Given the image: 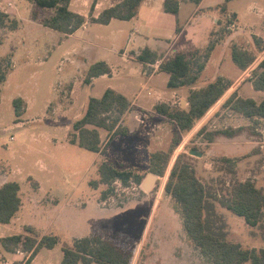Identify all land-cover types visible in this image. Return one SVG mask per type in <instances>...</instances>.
Returning a JSON list of instances; mask_svg holds the SVG:
<instances>
[{
  "label": "rangeland",
  "instance_id": "1",
  "mask_svg": "<svg viewBox=\"0 0 264 264\" xmlns=\"http://www.w3.org/2000/svg\"><path fill=\"white\" fill-rule=\"evenodd\" d=\"M0 1L12 18L19 11L25 16H34L36 9L41 15L54 13L53 8L36 4L33 7L30 0H16L19 6L17 10L10 9L7 0ZM232 4V8L240 14L239 30L242 33L235 43L248 48L250 38L257 53L261 40L252 33L264 34V0H235ZM251 5H255L254 10ZM71 8L77 10V0H74ZM28 24L24 21L25 28L8 30L3 38L0 32V57L10 60V53L13 55L7 79L0 82V173L13 172L10 180H22L32 175L41 181L43 187L40 194L33 195L34 200L39 204L50 199L55 202L59 199V202L40 209L25 205L13 222L3 225L2 234L8 236L18 231L24 232L25 225L34 226L39 233L56 234L58 242L55 247L43 248L34 264H60L64 246L72 245L75 237L96 233L113 239L121 248L132 252V264H211L186 232L180 203L164 189L167 175H157L150 189H145L142 184L132 182L124 185L121 180H115L112 185L115 189L108 191L104 198L102 193L109 190L108 185L101 183L95 188L91 181L99 178L98 167L103 161L122 168H134L145 175V180L149 173H153L150 171V154L159 149L168 150L174 138L179 137L181 142L169 168L179 154H185L198 178L218 198L228 194L235 181L247 177L257 176V185L264 188V150L260 146L252 150L246 147L237 149V143L230 141L211 150L207 144L210 139L207 134L232 129L240 123L246 128V137L251 138L250 130L255 122L244 121L238 113L221 107L220 101L192 131L183 132L169 117L148 114L151 110V104H148L145 110L137 109L141 115L148 114L143 119L129 114L121 115L120 126L126 127L129 132L115 136L109 145L108 131L101 130L105 144L102 152L69 143L66 138H70L74 121L84 112L85 101L92 95L100 97L110 85L129 79L125 74H119L97 78L89 83L84 76L83 80H79V84L83 85L81 97L77 75H83L85 66L77 69V55L67 52L77 44L81 32L68 37L44 25L31 32ZM31 36L35 38L31 40ZM220 48L211 63V76L225 69L227 72L239 70L231 56L232 45L227 49L223 47L224 56H221ZM117 55L115 60L120 62ZM62 59L64 61L61 63ZM93 59L92 56L88 57L89 62ZM220 61L222 71L219 70ZM132 63L141 66L139 61ZM121 64L123 68L122 61ZM70 75L76 76L67 81ZM204 78L205 75L200 81ZM143 82V77H136L134 86L129 90L131 100L141 90ZM160 84L161 81L158 82ZM163 85L167 90L165 82ZM247 86L248 81H245L242 88L246 90ZM254 94L257 101L264 98V91H255ZM18 96H25L33 102L21 117L25 121L24 126L15 124L19 119L16 120L13 99ZM141 96H150V100H154V94L148 95L146 89ZM76 98L79 105L77 112L69 113L67 110ZM188 99L189 95L184 101L177 100L172 105L186 108ZM59 104L62 112L55 114L54 108ZM229 111H233L232 115ZM113 115L116 116V113ZM192 148L203 154H191ZM223 156L234 158L232 166L221 159ZM29 180L27 178L26 182L32 188L36 187L35 182ZM23 195L29 199L27 189H24ZM210 199L214 202L216 214L226 223L224 229L228 239L241 242L246 247H264V219L257 226L249 225L242 216L228 210L218 199ZM245 264L252 263L248 261Z\"/></svg>",
  "mask_w": 264,
  "mask_h": 264
},
{
  "label": "trees",
  "instance_id": "2",
  "mask_svg": "<svg viewBox=\"0 0 264 264\" xmlns=\"http://www.w3.org/2000/svg\"><path fill=\"white\" fill-rule=\"evenodd\" d=\"M30 1L40 7L54 9V13L42 18L45 25L65 34H71L88 20L107 24L112 18L131 19L137 14L138 7L143 0H122L104 9L98 17L90 16L89 18L70 9L71 0ZM191 1L198 4L202 0ZM180 4L181 0H165L164 9L167 12L178 14ZM230 20L231 17H228V22ZM18 25L16 18H12L9 13L0 9V28L15 29ZM217 39L211 40L205 49L180 51L163 60L160 68L170 74L168 86L176 88L195 84L206 66ZM232 56L235 63L244 70L257 59L252 52L237 45H233ZM139 58L144 62H150L155 61L158 55L145 49ZM11 66L9 58L0 57V82L7 79ZM111 72L112 69L108 63L97 61L90 66L86 80L90 81L92 77ZM248 78L256 90H264V55L252 67ZM231 85L230 80L220 76L204 87L192 89L189 94L188 107L182 108L168 103H159L155 105V109L158 113L173 120L181 131H192L197 123L225 96ZM13 102L16 115L20 117L23 114L24 101L21 97H17ZM220 106L253 118L255 123H259L260 118L264 119V99L258 102L252 97L239 96L237 91L228 95ZM130 107V100L111 87L107 88L101 97L91 96L84 115L73 123L69 141L91 151H103L105 144L102 142L99 129L103 128L110 132L107 145L115 136L126 135L128 129L121 127L120 121L121 115L125 114ZM114 113L116 116L113 115ZM235 133L234 128H227L207 135L212 141L216 135L233 136ZM180 142L181 138L175 137L168 150L153 151L150 154V171L160 177L167 175L164 189L180 203L184 227L188 235L211 264H245L248 261L252 264H264V247H246L241 242L227 238V231L224 229L226 223L219 214H216L214 202L210 199H218L228 210L242 216L249 225L257 226L264 219V188L259 187L251 178L237 180L229 189L228 194L218 198V195L208 191L204 182L198 178L185 154H179L169 168L171 158ZM221 159L228 162L230 166L234 162V158L229 156H223ZM98 172L99 178L92 180L91 185L95 188L101 183L108 185L109 190L102 193L103 198L108 195V191L115 189V186H112L115 180H121L124 185L132 182L142 184L145 177L134 168L118 167L107 161L99 165ZM20 191L21 184L18 181H8L0 187V223L10 222L20 209L22 205ZM25 229L30 234L21 233L0 238L8 251H15L18 248L31 251L30 257L24 264H30L43 247L53 248L58 242L55 234H44L38 238L31 234L36 233L33 227L27 226ZM63 252L61 264H132L133 260L132 252L124 250L114 240L101 233L77 237L72 245L63 247Z\"/></svg>",
  "mask_w": 264,
  "mask_h": 264
},
{
  "label": "crops",
  "instance_id": "3",
  "mask_svg": "<svg viewBox=\"0 0 264 264\" xmlns=\"http://www.w3.org/2000/svg\"><path fill=\"white\" fill-rule=\"evenodd\" d=\"M121 1L122 0L119 1L77 0V10H75L71 8L73 7L74 4V0H71L70 9L85 15L87 18H89L90 16L98 17L104 9L113 6ZM164 1L165 0H143L138 7L137 14L133 18L128 20L112 18L111 21L107 24L88 20L83 26H81L79 29H77L75 32L71 34H65L63 32V34L68 37L72 36L76 32L77 33L81 32L79 37H77L78 40L77 44L73 45L72 50L67 51L68 53L72 52L75 55H77L76 58L77 69L85 66V68L83 67L84 68L83 75L81 76L77 75V87L81 89V97H82L83 85L79 84L80 83L79 80L81 79L83 80V77L87 76L90 66L97 61H105L106 63H108L112 69V72L110 74L106 73L97 77H92L89 83H91L93 80H96L97 78L115 77L116 75L119 74L121 75L125 74L126 79L129 80H126L125 82H120V83L118 82L112 84L109 87L114 88L115 90L121 92L130 100L131 107L128 111H126L125 114L126 115L129 114L131 116L133 115L134 117H139L140 119H143L144 115L146 116L148 114H153V113L160 114L155 109L156 104L168 103L172 105L175 104L177 100L184 101V99L187 98V96L189 95L192 89H198L204 87L210 82L216 80L220 76L227 78L228 80H230L232 84L229 91L220 100L221 102L234 91H237L239 96L252 97L254 99H255V94H254L255 91H264V90H256L253 87L252 81L248 78L252 67L264 55V49L262 50V48H264V34L259 32L252 33L253 35H255V37L261 40V43H259V46H257V50H259L257 53H255L256 46L254 51V44L250 40V38L249 41H247V44L249 45L248 48L238 43H235L236 39L240 38V35L242 34L241 31L239 30L240 14L238 11L232 8L233 5L232 3L235 0H202L198 4L194 3L191 0H181L178 14L165 11ZM9 2H12V6L9 5ZM30 3H32L31 5L34 7L35 3L31 1ZM7 4L9 8L12 10L13 8H15V10L19 9L16 0H7ZM254 8L255 5H251V9L254 10ZM0 9L9 13L7 9L3 7V3L1 1H0ZM35 11L37 12V9ZM45 16L48 15H41L39 12H37V15L34 16L31 15L25 16L22 15V13L19 11V13L15 17L19 22L18 27L15 29H7V27L0 28V32H2L1 34L2 38L3 35L8 30H17L20 27L25 28L24 21H27L29 23L28 28L31 32L32 30H34V28L38 27L39 25H44L46 27H49L42 22V18H44ZM230 16H232L237 22V26L233 29L232 28L227 29L226 27L228 25L227 24L228 17ZM223 32L224 33L226 32V34L224 35ZM215 37L218 38L217 39L218 41L216 42V45L212 50L209 59L207 60L206 66L200 76L201 78L203 75H205L204 80L201 82L199 78L198 81L193 85H184L176 88L169 87L168 81L170 78V74L160 68L163 60L172 57L173 55H175L177 52L180 51H189L198 48L205 49L208 46V44L211 42V40L215 39ZM30 38L31 40H33L35 37L31 36ZM1 44L2 43L0 41V45ZM230 45H232V48L233 45H237L243 49L249 50L255 56H257L256 61L252 65H250L246 70L237 66L238 67L237 69L239 70L234 69L233 72H227V69H225V71L221 73L216 72L214 76H211L210 74L212 71L211 63L214 60L215 53H217L218 48L221 47L220 48L221 56H224L225 51L222 50L224 49L223 47H226L227 49ZM145 49L157 53L158 58L155 61H150V62L142 61L139 58V56L142 53V51ZM116 54H118L117 56L120 58V62L115 60ZM10 55H11L10 60L13 62V55L11 53ZM89 56H92V58H94L93 59L94 61L89 62L88 61ZM231 56H232V49H231ZM64 59L61 60V63L64 61ZM121 61L124 63L123 68ZM133 61H139L141 63V66L140 67L135 66L132 63ZM219 63H220L219 70L222 71V61H220ZM139 75L140 77H143L144 82L142 84V88L139 91V93H137L134 99L131 100L129 96V90L130 87L134 86L135 79L136 77L138 78ZM74 76L76 75H70L67 81L72 80ZM133 78L134 81L132 80ZM160 81L161 84L158 85V82ZM245 81H248V86L246 90L242 88ZM59 82H63V81H59ZM164 82L168 88L167 90L163 87ZM145 89L148 90V95L154 94V100L151 99L152 100L151 101L150 96L148 97L141 96L142 91ZM75 91L76 90L74 88L73 92ZM18 97H21L24 101L23 114L20 117H17L16 120L18 119L19 120L15 121V124L17 126H24L23 124L25 123V121L21 117L32 107L33 102H31L25 96H18ZM90 97L88 98L87 102L85 101L84 112H82L77 119L81 118L84 115ZM57 100L58 99H56V101ZM77 100L78 98H76L73 101V104H71L70 108L67 110L69 111V113L77 112V107L79 106ZM148 104H151L150 106L151 110L148 111V114L145 113L144 115H141L140 111H138L137 109L145 110ZM54 109H55V114L59 112L61 113L62 112L61 104H59ZM47 110L48 112H50L49 105L47 106ZM51 112L53 113V111ZM232 112L229 111V114L232 115ZM236 113H238L244 121H250V120L254 121L253 118L246 117L239 112ZM233 127L236 130L235 135L227 136L221 134L215 136V138L212 141L207 140L209 149L213 150L216 147L224 145L223 143L229 144L230 141H233L237 143L236 144L237 149L246 147L247 149L252 150L253 147L260 146L264 150V119L260 118L259 123H254L252 129L250 130L251 138L246 137L245 135L246 128H244V126L241 123L236 124ZM99 130L101 133V130H106V129L100 128ZM109 136H110V132L108 131V139ZM11 138L14 139L15 136L12 135ZM101 139H102V133H101ZM66 141L71 143L67 138ZM18 171L21 172L20 169H18ZM11 175H13V172L11 174L0 173V187L8 181L20 182L21 184L20 194L22 197V205L10 222L0 223V238L7 237L2 234L3 225L13 222L14 218L19 214L20 210L24 209L25 205L31 207L36 206L40 209L41 207L44 208L48 207L50 203L57 204L59 202V199H57L56 202L50 199L47 200L46 202L39 204L37 201L34 200L33 195L40 194V191L43 188L41 181L34 178L32 175H29L26 178L24 177L22 179L24 180V182L22 180H10V178H12ZM27 178H30L29 182H31V180L34 181L36 187L32 188V186L28 182H26ZM248 178L253 179L257 184L258 182L257 176L247 177L246 179ZM246 179H242V180H246ZM24 189H27L28 194L30 195L28 200L24 198L23 195ZM48 196L55 197L51 194H48ZM27 226H31L36 230V233H31V234L37 236L38 238H40L44 234H53V233H39L37 229L32 225H25L24 229ZM21 233L30 234L25 229L24 232L18 231L17 233H14L12 235L21 234ZM43 248H48V247H43ZM16 250L8 251L0 241V264H24L26 261V256L24 254L18 253ZM41 250L35 255V257L32 259L30 264H34L38 260ZM95 264H101V263H95Z\"/></svg>",
  "mask_w": 264,
  "mask_h": 264
},
{
  "label": "water",
  "instance_id": "4",
  "mask_svg": "<svg viewBox=\"0 0 264 264\" xmlns=\"http://www.w3.org/2000/svg\"><path fill=\"white\" fill-rule=\"evenodd\" d=\"M190 153L197 156H201L203 154L201 151L193 148L190 150ZM157 177H158L157 174L149 173L146 179L144 180V182L142 183V186L145 189H150L155 184Z\"/></svg>",
  "mask_w": 264,
  "mask_h": 264
},
{
  "label": "built area",
  "instance_id": "5",
  "mask_svg": "<svg viewBox=\"0 0 264 264\" xmlns=\"http://www.w3.org/2000/svg\"><path fill=\"white\" fill-rule=\"evenodd\" d=\"M9 5H11L12 6V2H9ZM231 17V20L228 22V25H227V27L228 28H235L236 26H237V22H236V20L232 17V16H230ZM13 138V137H12ZM18 253H21V254H24L25 256H26V260L30 257V255H31V251H28V250H23L22 248H18L17 250H16Z\"/></svg>",
  "mask_w": 264,
  "mask_h": 264
}]
</instances>
